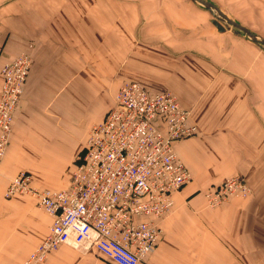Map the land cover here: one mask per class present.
<instances>
[{"label": "crops", "instance_id": "obj_1", "mask_svg": "<svg viewBox=\"0 0 264 264\" xmlns=\"http://www.w3.org/2000/svg\"><path fill=\"white\" fill-rule=\"evenodd\" d=\"M208 1L264 40V0ZM211 19L193 0H0V92L3 64L33 55L0 166V264H27L52 222L35 196L7 198L10 180L27 170L40 188L67 187L127 67L171 89L200 129L175 143L195 187L174 195L162 238L138 264H264V45ZM234 174L252 194L206 206L203 187ZM108 258L117 264L63 244L40 264H113Z\"/></svg>", "mask_w": 264, "mask_h": 264}, {"label": "built area", "instance_id": "obj_2", "mask_svg": "<svg viewBox=\"0 0 264 264\" xmlns=\"http://www.w3.org/2000/svg\"><path fill=\"white\" fill-rule=\"evenodd\" d=\"M32 64V54L24 52L2 67L0 163ZM190 117L172 91L126 81L114 106L90 128L67 187L40 188L28 171L14 176L5 196H35L52 217L48 235L27 263L43 261L63 244L96 248L117 264H138L153 252L163 236L162 222L173 211L174 195L192 180L175 147L176 141L199 133ZM245 189L240 178L232 177L223 193L210 195L222 201L227 190Z\"/></svg>", "mask_w": 264, "mask_h": 264}, {"label": "rangeland", "instance_id": "obj_3", "mask_svg": "<svg viewBox=\"0 0 264 264\" xmlns=\"http://www.w3.org/2000/svg\"><path fill=\"white\" fill-rule=\"evenodd\" d=\"M171 8H172V11H175V5L174 4H172L171 5ZM209 16L211 17V18H214L210 13H209ZM169 42V41H168ZM33 47V46H32ZM168 47H170L171 48V51H175V50H177L178 48L176 47V46H173V45H171L170 44V42H169V46ZM32 54V53H31ZM93 55V54H92ZM142 55H144V56H146L145 54H142ZM33 56V55H32ZM125 61V63L126 64H129L130 65V58L128 59V62H126V60H124ZM140 66H142L143 68H146V65L144 64V63H142L141 61H140ZM110 71H114V69H109ZM2 72V71H1ZM131 69L129 68V67H127V70L125 71V73L124 74H126V77L124 78L125 80H123L122 81V84L124 83V82H126V81H129V80H138V81H141V82H143L144 84H146L147 85V87L148 88H150V89H152V90H170V91H172L171 89H167V88H165L162 84H160V83H158V82H155L153 79H149V78H146V77H142V78H140V77H136V76H132L131 75ZM151 82V83H149V82ZM2 82H3V76H2ZM121 84V85H122ZM120 85V86H121ZM120 86H118L119 88H120ZM116 90H117V88L114 90V92H116ZM118 91H119V89H118ZM117 91V92H118ZM174 93V92H173ZM117 94V93H116ZM175 94V93H174ZM176 95V94H175ZM116 96V95H115ZM177 96V95H176ZM178 97V96H177ZM114 104H115V101H113V103L111 104V106H109L108 107V110L109 109H111L113 106H114ZM200 130V129H199ZM11 137H12V134H11ZM10 142H11V138H10ZM10 144V143H9ZM9 147V146H8ZM7 153V152H6ZM6 156V155H5ZM180 156V155H179ZM4 159V158H3ZM183 160V159H182ZM3 161V160H2ZM184 161V160H183ZM185 162V161H184ZM1 164H2V162L0 163V166H1ZM21 171H27V170H21ZM21 171H19V172H21ZM18 172V173H19ZM17 173V174H18ZM16 174V175H17ZM15 175V176H16ZM208 176H210V175H208ZM232 177H234V178H240L242 181H243V183L246 185V187H247V189H245L244 191H242V192H240L239 190H236L235 192H232L231 190H227L226 191V197H225V199L224 200H222V201H218V200H212L211 199V193L212 192H214V195L216 194V192H221V193H223L224 191H225V184L227 183V181L229 180V178H232ZM194 180H195V176H194V173L192 172V183H190V184H188V185H193V187H195V184H194ZM230 183V182H229ZM204 189H202V191L201 190H199V191H197V192H202V194H203V196H204V198H205V204H206V206H208L209 208H217V207H219V206H221V205H223V204H227V203H232V202H234V200H240V201H242V200H245V199H247L251 194H252V190H251V187H250V185H249V183L247 182V180H246V178H245V176L244 175H242V174H234V175H231V176H228V177H226L225 179H223L222 181H211L210 183H209V185L208 186H206V187H203ZM179 192V191H178ZM241 204V202H239V205ZM174 207H175V204H174ZM166 220V219H165ZM74 247V246H73ZM29 259V258H28ZM108 260H109V258H108ZM111 263H113L111 260H109ZM42 262V261H41ZM28 264V263H27ZM36 264H40V262L39 263H36ZM114 264V263H113ZM236 264H239L238 262H236Z\"/></svg>", "mask_w": 264, "mask_h": 264}, {"label": "water", "instance_id": "obj_4", "mask_svg": "<svg viewBox=\"0 0 264 264\" xmlns=\"http://www.w3.org/2000/svg\"><path fill=\"white\" fill-rule=\"evenodd\" d=\"M201 4L204 8L208 10V12L214 17L211 19V22L218 28L220 31H224L226 25L235 26L240 30L244 31L249 37L257 40L264 45V40L260 39L254 33H252L248 28L240 24L239 22L229 18L225 13L221 12L214 4H212L208 0H193Z\"/></svg>", "mask_w": 264, "mask_h": 264}]
</instances>
